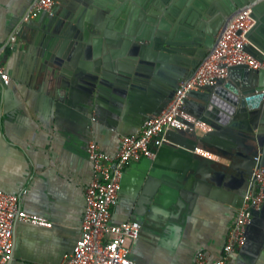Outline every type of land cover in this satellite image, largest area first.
I'll return each instance as SVG.
<instances>
[{
  "label": "water",
  "instance_id": "obj_1",
  "mask_svg": "<svg viewBox=\"0 0 264 264\" xmlns=\"http://www.w3.org/2000/svg\"><path fill=\"white\" fill-rule=\"evenodd\" d=\"M134 1L59 0L54 16L42 11L23 22L17 36L28 43L35 78L59 107L143 128L246 9L254 23L244 35L245 50L264 62V0L254 7L248 0ZM1 84L0 92L9 88ZM190 95L198 100L195 116L210 130L201 136L164 130L154 137V158L131 166L146 174L139 217L164 206L171 219L184 222L202 198L236 207L253 187L256 169L264 168V68L231 67L226 81ZM244 248L255 256L264 250V203L253 210Z\"/></svg>",
  "mask_w": 264,
  "mask_h": 264
},
{
  "label": "crops",
  "instance_id": "obj_2",
  "mask_svg": "<svg viewBox=\"0 0 264 264\" xmlns=\"http://www.w3.org/2000/svg\"><path fill=\"white\" fill-rule=\"evenodd\" d=\"M35 1L0 0V62L10 77L9 88L0 92V193L22 194L26 213L52 224L45 228L18 223L10 264H62L82 235L85 192L94 178L88 144L94 141L103 152L115 156L122 139L143 128L108 117L99 120L98 112L84 116L68 106L59 107L41 79L35 78L36 58L28 43L18 38L14 52L3 51L10 36L18 35ZM107 49L112 51L109 45ZM188 101L192 107L187 109L195 115L198 100L190 95ZM206 132L199 129L197 134ZM142 160L125 169L112 213L115 223L142 224L139 238L127 242L129 256L137 264H196L201 252L211 263L220 258L240 205L202 198L184 222L171 219L170 209L164 206L145 210L139 217L146 174L131 166ZM229 264H264V250L255 256L243 246L232 254Z\"/></svg>",
  "mask_w": 264,
  "mask_h": 264
},
{
  "label": "built area",
  "instance_id": "obj_3",
  "mask_svg": "<svg viewBox=\"0 0 264 264\" xmlns=\"http://www.w3.org/2000/svg\"><path fill=\"white\" fill-rule=\"evenodd\" d=\"M57 0H36L25 15L23 22H29L44 11L50 16L56 13ZM250 10L237 14L224 30L216 49L196 69L191 78L184 79L173 99L158 115L145 121L141 133L122 139L120 151L111 156L103 152L98 144L91 141L87 155L92 162L94 178L85 192L86 210L82 223V235L71 254L62 264H137L127 248L129 239H138L142 224L138 221L115 223L113 209L118 203L121 181L125 169L134 161L153 158L151 144L155 136L164 130L195 133L209 127L188 111L190 93L205 91L226 81L229 69L247 65L252 69L264 68L260 62L245 50L244 35L253 25ZM18 37L10 36L3 51L16 50ZM0 79L7 83L10 77L0 62ZM93 122L97 121L94 116ZM211 157L209 152L198 151ZM255 182L239 206L235 225L230 231L223 255L213 263L206 253L201 252L196 264H229L232 254L244 246L246 231L252 223L253 210H261L264 203V168L255 171ZM18 223H28L51 228L52 224L39 217H33L22 207V194L0 193V264H10L14 255L15 229Z\"/></svg>",
  "mask_w": 264,
  "mask_h": 264
},
{
  "label": "flooded vegetation",
  "instance_id": "obj_4",
  "mask_svg": "<svg viewBox=\"0 0 264 264\" xmlns=\"http://www.w3.org/2000/svg\"><path fill=\"white\" fill-rule=\"evenodd\" d=\"M248 2H249V6L254 7L258 2V0H248ZM246 10H250L251 12V9H246Z\"/></svg>",
  "mask_w": 264,
  "mask_h": 264
}]
</instances>
